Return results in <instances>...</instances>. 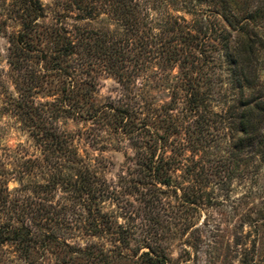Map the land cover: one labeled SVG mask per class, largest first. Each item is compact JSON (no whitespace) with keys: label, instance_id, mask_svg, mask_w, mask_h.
Returning a JSON list of instances; mask_svg holds the SVG:
<instances>
[{"label":"trees","instance_id":"16d2710c","mask_svg":"<svg viewBox=\"0 0 264 264\" xmlns=\"http://www.w3.org/2000/svg\"><path fill=\"white\" fill-rule=\"evenodd\" d=\"M46 1L15 3L10 22L20 29L9 36L8 55L18 94L12 111L36 132L43 156L23 166L44 168L45 184L34 198L12 199L0 189V249L14 246L25 260L58 249L72 264L103 253L117 258L115 250L96 256L70 242L130 246L108 203L126 210L129 197L150 204L177 193L178 172L224 137L227 156L212 153L217 164L238 170L243 160L264 162V0ZM69 14L72 26L64 23ZM104 74L121 86L117 101L97 99ZM40 94L52 100L36 103ZM61 120L129 142L134 156L117 187L98 159L81 155L73 133L60 131ZM57 191L63 197L55 203ZM141 259L165 264L150 252Z\"/></svg>","mask_w":264,"mask_h":264},{"label":"rangeland","instance_id":"374dc122","mask_svg":"<svg viewBox=\"0 0 264 264\" xmlns=\"http://www.w3.org/2000/svg\"><path fill=\"white\" fill-rule=\"evenodd\" d=\"M17 1L20 0H0V189L8 188L12 199H23L34 198L36 186L45 184L46 170L33 169L31 164L23 166L26 161H43L42 149L36 132L17 118L11 107L12 99L18 98L8 59L9 36L20 29L18 23L10 22L17 17ZM70 15L64 23L72 26ZM4 20L9 21L7 25H3ZM98 81L99 101H117L121 97V86L113 78L104 74ZM163 96L159 97L164 99ZM35 100L45 103L52 99H43L40 94ZM57 127L73 133L81 155L98 159L102 163L101 174L117 187L120 176L126 172L128 158L134 156L129 142L64 120ZM224 139L211 151L213 155L227 156L229 140ZM212 153L190 159L186 172L177 174L181 188L177 193L161 195V202L141 204L140 197H129L131 204L126 210L108 203L106 212L126 227L131 236L130 246L116 249L117 245L110 240L99 238L70 241L83 249L93 247L96 256L102 251L117 253V258L112 253H103V258L94 260L80 258L77 264H143L141 256L147 252L165 264H264V162L243 160L235 170L232 163L217 164L218 158ZM215 166H219L221 173H216ZM197 167L204 168L200 176L196 174ZM16 190L19 192L15 193ZM50 197L57 203L63 195L57 191ZM186 199L195 204L186 203ZM54 251L34 253L33 259L25 260L16 247L7 245L0 249V264L73 263L69 255Z\"/></svg>","mask_w":264,"mask_h":264}]
</instances>
